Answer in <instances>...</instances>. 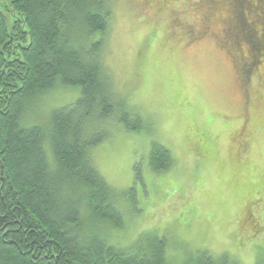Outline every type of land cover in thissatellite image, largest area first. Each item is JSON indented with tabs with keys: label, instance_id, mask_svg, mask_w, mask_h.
Returning a JSON list of instances; mask_svg holds the SVG:
<instances>
[{
	"label": "rangeland",
	"instance_id": "rangeland-1",
	"mask_svg": "<svg viewBox=\"0 0 264 264\" xmlns=\"http://www.w3.org/2000/svg\"><path fill=\"white\" fill-rule=\"evenodd\" d=\"M228 1L110 2L103 61L142 122L129 130L112 114L107 138L90 148L124 213L120 227L89 224L110 244L155 232L172 264L202 253L264 264V0ZM80 94L64 84L32 93L22 119L48 129L51 111ZM153 141L172 155L161 171L149 165Z\"/></svg>",
	"mask_w": 264,
	"mask_h": 264
},
{
	"label": "trees",
	"instance_id": "trees-1",
	"mask_svg": "<svg viewBox=\"0 0 264 264\" xmlns=\"http://www.w3.org/2000/svg\"><path fill=\"white\" fill-rule=\"evenodd\" d=\"M110 2L0 0V264H172L163 235L144 232L121 247L89 229L90 223L120 227L124 221L90 148L107 138L103 123L112 114L129 130L142 126L139 113L115 93L103 61ZM59 84L80 86L78 99L54 108L48 129L26 124V98ZM172 163L170 150L153 141L151 169ZM180 264L237 262L202 253Z\"/></svg>",
	"mask_w": 264,
	"mask_h": 264
},
{
	"label": "flooded vegetation",
	"instance_id": "flooded-vegetation-1",
	"mask_svg": "<svg viewBox=\"0 0 264 264\" xmlns=\"http://www.w3.org/2000/svg\"><path fill=\"white\" fill-rule=\"evenodd\" d=\"M226 0H217V2H225ZM228 1V0H227ZM232 0L228 1L229 3L231 2ZM256 3H258V0H255ZM255 3V5H256ZM212 12V9H211V6H208V8H204V14L205 16H209V14H211ZM260 16L263 17V20H264V13L263 11L260 12ZM263 25H264V21H263Z\"/></svg>",
	"mask_w": 264,
	"mask_h": 264
}]
</instances>
